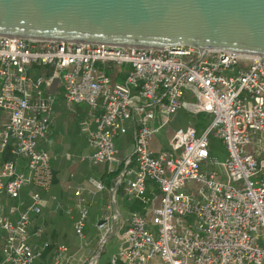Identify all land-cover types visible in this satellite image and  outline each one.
Instances as JSON below:
<instances>
[{
    "label": "built area",
    "instance_id": "1",
    "mask_svg": "<svg viewBox=\"0 0 264 264\" xmlns=\"http://www.w3.org/2000/svg\"><path fill=\"white\" fill-rule=\"evenodd\" d=\"M199 51L0 36V264H34L49 245L32 243L43 230L32 228L30 214L43 202L31 188L48 191L53 181L51 156L39 141L50 126L54 79L69 110L89 108L92 152L82 156L89 163L112 171L116 138L132 128L133 176L123 191L144 212L130 213L109 264H264V140L256 138L264 131V55L208 50L198 58ZM181 108L209 113V124L201 132L176 128L168 148L155 153L152 138ZM210 134L226 157L211 155ZM8 146L13 159L3 158ZM87 181L106 189L99 178ZM150 183L160 202L147 216ZM3 198L14 200L8 211ZM78 206L73 230L83 239L87 208ZM56 249L55 263L67 248Z\"/></svg>",
    "mask_w": 264,
    "mask_h": 264
},
{
    "label": "crops",
    "instance_id": "2",
    "mask_svg": "<svg viewBox=\"0 0 264 264\" xmlns=\"http://www.w3.org/2000/svg\"><path fill=\"white\" fill-rule=\"evenodd\" d=\"M48 68L50 67L43 68L45 74ZM50 90L55 95V102L49 130L39 143L51 156L53 181L48 191L31 188L39 191L43 202L38 213L30 214L32 228L41 227L43 230L40 237L31 238L32 243L48 241L49 245L42 255L35 259L34 264H86L90 258L95 259V264H109L110 256L118 250L101 259L104 244L115 236L120 247L121 233L126 227L130 213L144 212L140 200L126 195L123 191V183L133 176V173L129 172L134 167V160L131 156L134 143L132 128L116 138L118 162L112 167H114L113 170H117L120 164H123V167L114 178L112 174H106L109 169L105 164H91L82 158L83 155L92 152L87 144L85 130L86 123L91 122L88 106L73 105V111L69 110L62 96L59 79H54ZM207 114L206 121H203L196 118L197 113L183 108L177 110L169 124L154 135L150 142L151 149L155 153L167 149L173 131L178 127L192 126L197 132H201L210 122L211 115ZM256 138L264 140V131L260 132ZM209 145L212 156L226 157L224 144L214 134L209 135ZM262 145L264 147V142ZM122 147L124 148L121 149ZM127 160L129 162L126 163ZM204 167L211 169L213 165L207 162ZM103 175L107 178L106 189L97 191L88 183V177L99 178ZM120 179L122 181H119ZM108 182H112L111 185H108ZM120 184L122 188L117 191ZM78 189L80 190L79 196L75 194ZM27 191L28 189H25L22 192L26 201L28 200ZM112 195L113 199H111ZM147 195L150 203L146 214L149 216L150 209L160 202V191L156 184L150 183ZM80 197L84 200H80ZM2 201L5 211H8L9 207L14 204V200L9 198H3ZM78 205L87 208L83 239L79 238L73 230V222L79 213ZM104 215L109 216L105 227L98 228L97 224ZM102 231H105L106 235L105 240L100 243ZM61 244L67 249L59 253L58 261L55 263V256L58 253L56 248ZM151 264H160V262L154 259Z\"/></svg>",
    "mask_w": 264,
    "mask_h": 264
},
{
    "label": "water",
    "instance_id": "3",
    "mask_svg": "<svg viewBox=\"0 0 264 264\" xmlns=\"http://www.w3.org/2000/svg\"><path fill=\"white\" fill-rule=\"evenodd\" d=\"M0 36L264 55V0H0Z\"/></svg>",
    "mask_w": 264,
    "mask_h": 264
},
{
    "label": "trees",
    "instance_id": "4",
    "mask_svg": "<svg viewBox=\"0 0 264 264\" xmlns=\"http://www.w3.org/2000/svg\"><path fill=\"white\" fill-rule=\"evenodd\" d=\"M50 71H51V68H48L47 71H46V74L50 73ZM207 117H208V114L207 113H204V112L197 113V115H196V118H199L200 120H203V121L204 120L206 121V118ZM200 124H198V125H200ZM9 149H10L9 146L4 149V151L2 153L4 159H13L14 156L10 153ZM122 167H123V164H120L117 170L109 171L106 174H112V176L115 178V177H117V175L120 172V170L122 169ZM99 179H101L104 182L105 186H106L107 178L105 177V175H103L102 177H99ZM111 183L108 182V185L109 184L111 185ZM120 188H122V184H120L117 187V191L120 190Z\"/></svg>",
    "mask_w": 264,
    "mask_h": 264
},
{
    "label": "rangeland",
    "instance_id": "5",
    "mask_svg": "<svg viewBox=\"0 0 264 264\" xmlns=\"http://www.w3.org/2000/svg\"><path fill=\"white\" fill-rule=\"evenodd\" d=\"M181 120V119H179ZM125 147V146H124ZM124 147H122L121 149H123ZM219 159H221L222 157L218 156ZM106 233L105 231H102V235H101V240L100 243L102 242V240H105V235ZM115 237V236H114ZM111 238L110 240H108L105 244H104V252L102 253L101 259H103L105 256L110 255V253H112L113 251L118 250L119 248V243L116 242L115 238ZM94 259V258H93ZM88 262V261H87Z\"/></svg>",
    "mask_w": 264,
    "mask_h": 264
}]
</instances>
